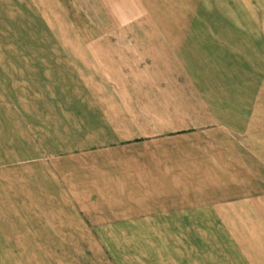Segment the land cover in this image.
Returning <instances> with one entry per match:
<instances>
[{"label": "crops", "instance_id": "1", "mask_svg": "<svg viewBox=\"0 0 264 264\" xmlns=\"http://www.w3.org/2000/svg\"><path fill=\"white\" fill-rule=\"evenodd\" d=\"M167 42L113 79H68L60 107L34 111L44 143L5 185L28 217L9 242L107 264L96 244L138 229L151 244L161 229L178 251L164 264H229V228H242L264 253V82L228 79L216 55L187 65Z\"/></svg>", "mask_w": 264, "mask_h": 264}, {"label": "rangeland", "instance_id": "2", "mask_svg": "<svg viewBox=\"0 0 264 264\" xmlns=\"http://www.w3.org/2000/svg\"><path fill=\"white\" fill-rule=\"evenodd\" d=\"M154 38L169 39L187 65L216 55L228 79L264 82V0H0V264L82 263L70 245H52L58 253L49 259L50 245L9 242L18 239L12 223L28 217L16 211L24 198L5 185H16L10 174L44 143L36 109L60 107L68 79H113L116 69L144 66V45L161 43ZM144 230L95 250L107 264L176 262L177 245L168 250L161 229L143 243ZM253 240L229 228V264H264Z\"/></svg>", "mask_w": 264, "mask_h": 264}]
</instances>
